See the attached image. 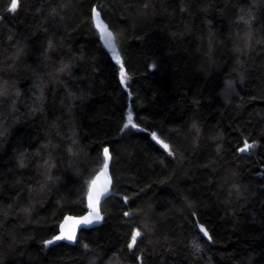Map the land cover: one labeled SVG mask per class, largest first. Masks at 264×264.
<instances>
[{
	"label": "trees",
	"instance_id": "obj_1",
	"mask_svg": "<svg viewBox=\"0 0 264 264\" xmlns=\"http://www.w3.org/2000/svg\"><path fill=\"white\" fill-rule=\"evenodd\" d=\"M10 6L0 0V264H264V0ZM105 148L103 222L55 240L90 210Z\"/></svg>",
	"mask_w": 264,
	"mask_h": 264
},
{
	"label": "snow or ice",
	"instance_id": "obj_2",
	"mask_svg": "<svg viewBox=\"0 0 264 264\" xmlns=\"http://www.w3.org/2000/svg\"><path fill=\"white\" fill-rule=\"evenodd\" d=\"M18 8V0H11V6H10V11L15 12ZM97 18L99 17V13H96ZM98 27H100L98 25ZM103 33H104V38H105V44L107 45V47H109L110 49H112L113 54L115 55V58L117 60V62L120 61L119 55L115 53V44L113 43V37H112V33L108 32L107 29H103ZM49 47H52L51 42L49 43ZM63 70V69H62ZM3 93H0V95H2ZM129 126H131L132 128H136L137 125L133 123V119H132V115L129 114L128 116V122L124 125V128H128ZM152 138L154 140H157L158 143H161L163 145V147L165 149L168 148V145L163 143V141L158 140L156 133H152ZM253 147V145H249L247 143H245L244 148H242L240 151L241 152H245L247 151L249 148ZM110 160V154H109V150L107 148L104 149V169L105 171H107L108 169V161ZM21 166H23V164H21ZM50 178V177H49ZM111 183L110 180L106 181V184ZM96 181H93V186H95ZM107 193V187H105L103 193L101 194H106ZM99 203V196H97L95 202L93 204H90V207H92L94 209V211L92 213L89 214V216L83 218V220L79 221V223H83V224H92L93 221H99L101 219V216L99 214V210L96 207V205ZM24 211H28L27 209H25ZM125 215H127V213H125ZM201 231L204 233L205 236L208 235L207 231L201 227ZM140 232L136 231L132 237H131V243H129L128 247L131 248L135 245L137 238L140 237ZM75 238L74 233L72 234H62L59 236L55 237V240H63V239H67V240H73ZM47 244H52L53 241H46Z\"/></svg>",
	"mask_w": 264,
	"mask_h": 264
},
{
	"label": "water",
	"instance_id": "obj_3",
	"mask_svg": "<svg viewBox=\"0 0 264 264\" xmlns=\"http://www.w3.org/2000/svg\"><path fill=\"white\" fill-rule=\"evenodd\" d=\"M107 180L111 181L109 173H108V169H107V171H105V169H103L96 176V178L94 180V181H96L95 186H93V183H92L91 188H90L89 197H88V202H89V207H90V204H93L95 202L97 196H99V203L96 205V207L99 210V214L101 216V219L99 221H93L92 224L79 223V221L83 220V218L89 216V214L94 211V209L92 207H90V210L86 214H84L82 216H68L62 222L61 234H72V233H74V236H75V238L73 240H67L66 239L68 242H71V243L77 242L79 239L80 232L82 230H89V229L97 228L103 222L102 205L105 202V200L107 199L109 192L111 190V183L106 184ZM105 187H107V193L101 194V193H103ZM200 232L204 235V233L201 231V228H200Z\"/></svg>",
	"mask_w": 264,
	"mask_h": 264
},
{
	"label": "rangeland",
	"instance_id": "obj_4",
	"mask_svg": "<svg viewBox=\"0 0 264 264\" xmlns=\"http://www.w3.org/2000/svg\"><path fill=\"white\" fill-rule=\"evenodd\" d=\"M95 18H96V19H95L96 27H97V29H98L100 35H101V38H102V40H103V42H104V45H105L106 48L112 53V55L115 56V55L113 54L112 49H110L109 47H107V45L105 44V38H104L103 29H107V31L110 32L109 29H108V28L106 27V25H105V24L99 19V17L97 18V16H96ZM98 25H99L100 27H98ZM112 37H113V35H112ZM113 43L115 44L114 37H113ZM115 53L117 54V47H116V44H115ZM247 144H249V145H253V147L249 148V149H248L247 151H245V152H246V153H250V154H255L256 151H257V146H256L255 144H251V143H247ZM244 146H245V145H244ZM244 146H243V148H244Z\"/></svg>",
	"mask_w": 264,
	"mask_h": 264
}]
</instances>
